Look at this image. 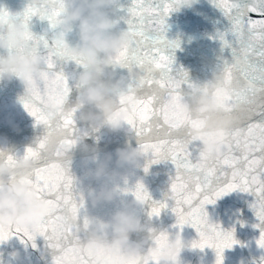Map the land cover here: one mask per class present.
<instances>
[{"label":"snow or ice","instance_id":"obj_1","mask_svg":"<svg viewBox=\"0 0 264 264\" xmlns=\"http://www.w3.org/2000/svg\"><path fill=\"white\" fill-rule=\"evenodd\" d=\"M176 2L127 0L118 8L124 13L119 19L126 24L129 38L109 59L127 70L130 83L127 94L118 100L116 111L127 113L125 123L145 156L143 171L147 173L151 165L162 161L170 162L173 171L161 200H154L140 180L129 184L126 179L117 190L147 205L149 219L159 218L162 210L175 216L171 226L177 230L174 264H179V253L186 246L213 249L216 264H222L224 250L239 241L234 238V228L224 230L209 221L205 206L230 192L240 191L253 197L249 207L257 220L253 227L259 229L255 243L264 249V0H249L246 4L239 0H209L230 23L229 28L217 31L214 37L220 42L221 51L228 48L231 55L230 60L220 58L217 65L214 78L220 87L201 89L214 96L223 108L212 118L231 121L222 138L223 149L215 155L204 152L191 139L192 130L209 117L186 110L185 91L195 88V84L190 82L186 70L174 68V52L180 42L166 36L167 18L179 9ZM65 10L64 0H27L17 13L0 6V20L22 21L29 48L41 54V70L26 89L27 95L20 97V103L33 118L34 127L43 129L22 155L0 148V163L32 159L34 168L27 183L49 208L34 229L0 225V244L15 237L21 244L35 248L39 236L51 250V264H92L83 242L89 223L86 201L70 169L76 137L88 133L76 126L78 108L68 103L71 91L78 85L67 66L71 63L81 67L82 62L66 52L67 34L57 30ZM253 13L262 18L253 19ZM33 17L47 22L41 34L30 30ZM49 101L60 104L61 110L49 113ZM53 142L56 148L51 147ZM16 179L12 177L13 181ZM184 226L194 229L198 237L190 245H185L180 236ZM149 231L153 239L144 259L137 256L129 264H159L155 250L170 240L169 232L154 228ZM259 264H264V256Z\"/></svg>","mask_w":264,"mask_h":264},{"label":"clouds","instance_id":"obj_2","mask_svg":"<svg viewBox=\"0 0 264 264\" xmlns=\"http://www.w3.org/2000/svg\"><path fill=\"white\" fill-rule=\"evenodd\" d=\"M192 0H177L176 7L181 8ZM120 0H64L65 12L60 17L57 30L72 33L75 25V40L66 41L68 54L79 57L82 64L75 75L76 92L72 106L78 108V119L87 123L92 130L107 128L111 132L126 130L127 113L116 111L117 102L128 92L130 74L117 75L118 66L113 65L109 57L128 40L127 29L113 31L115 15ZM0 80L10 81L16 78L26 89L33 83V77L41 70V54L29 48V39L25 25L18 19L0 20ZM195 88L186 89V110L196 116L203 114L207 119L200 121L192 130L191 139L201 150L211 155L222 151V138L231 127V121L212 118L222 112L220 102L201 89L207 87L216 90L220 87L215 78L203 83H194ZM86 107V111H81ZM47 111L61 110V105L49 101ZM82 130V129H81ZM83 131V130H82ZM85 135H78L73 149L85 153L82 164L89 162L93 169L84 171L83 179L104 180L97 189L83 190L88 208H96L116 200L121 192L117 186L127 179V169L140 166L145 156L136 146H125L115 150V168L109 170L112 154L105 153L101 158L94 146L84 142ZM56 148L55 142L51 144ZM34 168L32 159L19 158L13 162L0 163V225L9 224L25 229H34L49 211L48 205L37 198L34 187L27 183V177ZM123 169L124 171H117ZM12 177H16L15 181ZM80 183V182H79ZM144 204L135 198L123 203L112 212L109 218L88 214L89 223L84 236V246L92 259V264H129L137 256L144 259L153 233L149 231V222H141L140 210ZM209 221L212 222L209 218ZM145 233L137 240L132 234ZM159 264H174L177 257L175 239L163 243L155 250Z\"/></svg>","mask_w":264,"mask_h":264},{"label":"water","instance_id":"obj_3","mask_svg":"<svg viewBox=\"0 0 264 264\" xmlns=\"http://www.w3.org/2000/svg\"><path fill=\"white\" fill-rule=\"evenodd\" d=\"M127 0H120V4H126ZM241 4H246L249 0H239ZM27 0H0V6L9 12H21ZM124 15L117 9L112 19L117 21L113 31L126 28V24L119 17ZM253 19L262 17L257 13L252 14ZM168 30L166 36L169 39H178L179 48L174 52L175 67H182L188 73L190 82L203 83L214 78L217 72V65L220 58H231L230 51L225 48L221 51V45L216 40L215 33L224 31L230 27V23L225 18L220 9L215 7L209 0H192V3L182 6L177 11L170 13L166 21ZM47 28L46 21H40L33 17L30 30L35 34H41ZM213 37V38H210ZM75 40V25L73 32L66 35V41ZM70 74L76 75L82 69L73 64H69L66 69ZM117 75L127 74V70L117 68ZM23 85L16 79L10 81L0 80V148L8 150L10 154L22 155L26 147L31 146L34 141L42 135L41 126L34 127L33 118L25 111L20 103V97L24 95ZM75 89L70 93L68 103L75 101ZM86 107L81 111H86ZM78 112L75 120L76 126L87 132L84 142L89 146H94L102 158L105 153L112 154V162L108 165L109 170L115 168V150L125 146L136 147L137 139L135 134L126 130L116 132L109 131L106 127L93 131L87 123L78 119ZM85 153L78 148L70 153V169L73 175L80 182L82 190L97 189L104 180L96 181L91 179H81L86 167L93 169L94 164L89 162L87 166L82 164V157ZM145 159H142L140 166L127 169V180L129 184H134L137 180L143 182L154 200H161L163 194L168 190L169 175L173 171L170 162L162 161L149 167L147 173L143 171ZM124 171L123 169H116ZM123 186V185H120ZM133 199L130 194L121 193L120 196L111 203L88 208V214L92 216L109 218L110 214L117 210L123 203ZM253 197L244 192L233 191L217 199L214 204L205 206V210L213 223H218L224 230L234 228V238L239 241L231 249L223 252L222 264H259V260L264 256V249L257 247L255 240L259 236V229L253 225L257 220L250 209ZM147 205L140 210L141 222L148 220L149 227L156 230H166L169 238L175 239L176 229L171 226L175 223V216L168 210H162L159 218L151 219L146 215ZM145 233L132 234V239L137 240ZM180 236L185 245H190L192 240L197 239L194 229L184 226ZM36 247L31 244L25 246L20 241L11 237L8 241L0 244V264H51V250L47 248L46 242L41 237L35 240ZM179 264H216V254L213 249H194L186 246L181 249L178 257Z\"/></svg>","mask_w":264,"mask_h":264}]
</instances>
